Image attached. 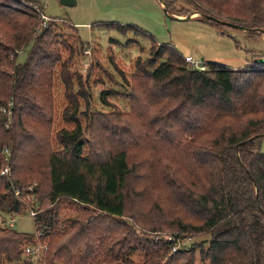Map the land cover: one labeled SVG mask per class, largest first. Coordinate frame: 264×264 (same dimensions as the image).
Segmentation results:
<instances>
[{
    "label": "trees",
    "instance_id": "obj_1",
    "mask_svg": "<svg viewBox=\"0 0 264 264\" xmlns=\"http://www.w3.org/2000/svg\"><path fill=\"white\" fill-rule=\"evenodd\" d=\"M161 1L174 11L177 0ZM42 2L0 0V169L6 146L12 166L11 175L0 171V207L22 210L16 190L36 196L35 228L49 240L42 264H195L196 246L173 247L201 234H210L208 245L197 244L205 264H264V58L199 69L172 43L106 21L149 37L151 55L135 60L129 110L94 112L80 79L71 91L69 63L52 36L57 17L35 36ZM194 2L203 22L223 24L205 15L212 14L252 36L263 32L264 0ZM56 78L66 86L63 119L71 124L58 128L59 148L51 137ZM63 200L89 213L58 229ZM144 221V230L162 232L146 244L134 227ZM33 240L34 232L0 223V264H30L24 245ZM139 249L145 258L136 262Z\"/></svg>",
    "mask_w": 264,
    "mask_h": 264
},
{
    "label": "rangeland",
    "instance_id": "obj_2",
    "mask_svg": "<svg viewBox=\"0 0 264 264\" xmlns=\"http://www.w3.org/2000/svg\"><path fill=\"white\" fill-rule=\"evenodd\" d=\"M22 4L24 5L25 2ZM42 5V11L35 8L38 14L35 36L48 26L51 17H57L52 36L62 58L69 63L71 91L77 93L81 89L78 83L80 79L84 89L93 94L89 109L94 112L107 114L112 111L129 110L132 74L136 70L135 60L140 56L143 60L151 55L149 37L141 35L140 31L134 32L133 29L124 33L106 25V21L137 25L151 33L159 42L172 43L183 55L190 54L205 61L247 67L256 57L264 58V32H260V36H252L249 30L240 25L223 23L217 26L203 22L197 19L201 11L197 10L194 0H177L174 11H170L172 15L165 11V5L161 0H73L71 4H62L61 0H43ZM22 7L30 11L27 6ZM174 15L181 17L176 18ZM188 15L191 17L182 18ZM34 41L33 38L26 48L18 52L17 62L26 60L28 48L32 47ZM259 65L264 67L262 63ZM53 93L55 123L51 137L54 147L59 148L60 143L56 139L58 128L71 126L63 119V109L68 100L65 94L66 86L59 78L55 80ZM83 101L81 107L85 109ZM7 104L9 106L10 102ZM12 117L13 113L8 118V123H11ZM81 119L88 135L93 134L94 130L89 125V119L84 117ZM260 149L264 152V139L261 141ZM11 173L12 166L9 175ZM34 185L35 182L31 183L30 189ZM23 195L27 199L28 194ZM29 195L32 197L30 202H23L24 207L19 213H11L6 208L0 207V223L19 231L34 232L35 222L28 209L29 204H32L31 200H36V196ZM152 203V201L149 203L150 206ZM61 205L58 229L65 228V219V222L70 219H83L89 213L78 204H69L67 200H63ZM125 219L129 223L132 222L129 217ZM144 226H147L146 221L138 226L134 223L144 244L147 243L146 237L151 239L162 233L144 230L142 228ZM206 237L209 238L210 234L187 237L178 241V246H196L195 264H205L197 244L204 242L205 246L208 245L207 240L203 241L207 239ZM133 258L136 262L143 261L145 250L139 249Z\"/></svg>",
    "mask_w": 264,
    "mask_h": 264
},
{
    "label": "built area",
    "instance_id": "obj_3",
    "mask_svg": "<svg viewBox=\"0 0 264 264\" xmlns=\"http://www.w3.org/2000/svg\"><path fill=\"white\" fill-rule=\"evenodd\" d=\"M43 16L45 18H47L46 15L43 14ZM186 60L195 68L205 69L207 66V63L203 58L199 59V58H194L192 55H186ZM11 104H12V102H10L9 107L11 106ZM9 107L3 108V111L7 112L8 115L11 116L12 111ZM4 151H5V160L7 162L1 168V174L8 175L11 172V166L9 163L10 148L8 146H6ZM15 193L20 200H22L23 202H26V203L30 202V199L32 198L28 194L27 199H26L25 197H23L20 190H16ZM31 203H32L31 205L29 204L28 211H29L30 215L32 217H34V216H36V214L38 212L37 202H36V200H33V201L31 200ZM42 235H43V231L41 229L35 230L34 231V240L32 242L24 245V254L30 259V264H42L43 263L44 255H45V252L48 249L49 245H48V242L46 241V239L42 238ZM178 247H179L178 243H175L173 249L176 250Z\"/></svg>",
    "mask_w": 264,
    "mask_h": 264
},
{
    "label": "water",
    "instance_id": "obj_4",
    "mask_svg": "<svg viewBox=\"0 0 264 264\" xmlns=\"http://www.w3.org/2000/svg\"><path fill=\"white\" fill-rule=\"evenodd\" d=\"M72 1H73V0H61V3H62V4H71ZM163 3H164V2H163ZM164 5H165V11H166L167 13L171 14V13L168 11L167 6H166L165 3H164ZM200 14H203V13L200 12ZM171 15H172V14H171ZM205 15H206L207 17H210V18L216 20V21H220L221 23H224V24H229V25H240V26H243V25L238 24V23H236V22H234V21L223 20V19L219 18V17L216 16V15H212V14H205ZM175 16H176V15H174V17H175ZM179 17H181V16H176V18H179ZM190 17H191V15H188V16H186V17H182V18H190ZM262 31L264 32V29H263Z\"/></svg>",
    "mask_w": 264,
    "mask_h": 264
},
{
    "label": "crops",
    "instance_id": "obj_5",
    "mask_svg": "<svg viewBox=\"0 0 264 264\" xmlns=\"http://www.w3.org/2000/svg\"><path fill=\"white\" fill-rule=\"evenodd\" d=\"M187 55H190V54H187Z\"/></svg>",
    "mask_w": 264,
    "mask_h": 264
}]
</instances>
